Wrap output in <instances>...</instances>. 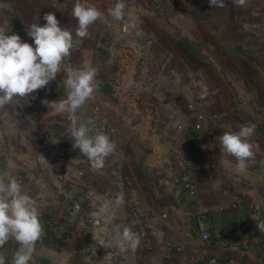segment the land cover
Wrapping results in <instances>:
<instances>
[{"label": "built area", "instance_id": "built-area-1", "mask_svg": "<svg viewBox=\"0 0 264 264\" xmlns=\"http://www.w3.org/2000/svg\"><path fill=\"white\" fill-rule=\"evenodd\" d=\"M140 11L144 12L145 8ZM108 26L116 30V41L126 37L131 41L136 63L130 77L122 75L124 65L120 63L116 69L119 77L110 83L104 80L102 67L95 68L98 88L86 102L92 109L88 111L86 126L90 129L89 135L97 132L109 135L116 144L115 151L105 159L102 169L94 170L88 158L78 157L77 149L56 143L58 136L54 127L35 126L32 137L42 149L32 151V156L37 158L30 167L31 172L15 169L11 170L12 176L21 184L22 191L38 204L40 215H45L50 239L65 243L78 239L89 264H182L184 245L176 240V233L199 241L203 250L215 245V253L201 261L195 260L194 264H222L221 255L225 251L230 252L226 264H245V251L264 248L262 238L256 236L253 220L245 219L237 232L232 228L220 232V239L214 242L210 227L213 208L199 200L195 178L207 125L232 129L233 121L224 112L210 113L193 100L188 103L193 120L188 122L182 118L174 123L177 132L174 140L157 130L154 118L141 115L143 109L137 98L138 89L147 90L150 84H158L147 64V52L152 49L153 41L142 31L133 39L128 37L133 34L131 29L123 35L127 22L115 20ZM105 42L112 50L114 44L107 39ZM83 47L84 39L73 38L71 54L63 60L62 72L51 83L63 89L66 78L63 69L71 65L73 53ZM196 81L193 77L192 86ZM254 107L264 116V107L256 103ZM147 120L151 122L146 124ZM133 160L142 178L132 172L134 168L130 170ZM232 181L231 190L243 184L239 177H233ZM146 184L150 187V199L144 188ZM245 194L238 192L230 204H220L218 210L245 208ZM118 197L123 199L120 205L115 203ZM105 202L110 206L100 216L99 209ZM256 210L251 208L252 214ZM109 218L110 222L106 223ZM125 228L139 237L140 243L134 252H121L114 242L115 235ZM100 239L105 240L106 247L98 243Z\"/></svg>", "mask_w": 264, "mask_h": 264}, {"label": "crops", "instance_id": "crops-1", "mask_svg": "<svg viewBox=\"0 0 264 264\" xmlns=\"http://www.w3.org/2000/svg\"><path fill=\"white\" fill-rule=\"evenodd\" d=\"M175 1L165 0V5H160L166 12V14L159 12L164 16V20L160 16L157 17V14L154 13L157 10L152 11L153 13L150 11L147 13L156 18V26L160 32L161 30H166L168 33L167 42L175 43L184 47V50H188L186 52L187 55H185L186 53L183 54V48L179 49L180 55L178 56L181 60H184L181 61L182 64L185 63L184 68L176 69L173 67L174 70H171L174 71L173 73L166 76V72L162 76L160 68L163 67V64L165 66L169 57L165 56L167 59L166 62L159 60V64H153L151 59L149 61L148 58L147 64L151 74L155 78L158 75L161 80H159L160 82L158 84H150L147 90L142 88L138 89L137 98L140 109H143L142 115L147 118L145 111L147 108H151L156 123L160 122L161 118L159 117L157 107L147 101V91L158 85H161L164 90L166 86H170L173 87L175 92L186 93L189 97L188 103L194 100L200 107L207 109L208 112H224L233 121L232 129L207 125L206 135L201 143L202 152L195 168V178L199 185V200L202 199L203 202L211 205L213 208V213L210 216V227L213 231L212 240L216 242L220 239V232L230 228L237 232V227L240 228L243 226L245 219H252L255 227L257 223L264 222V116L256 111L254 107L255 103L264 107V36L261 41L254 40L252 42L249 39L251 43L256 44V49L253 53L258 62L256 61L254 70L249 68L248 65H245V67L242 65L240 79L236 81L234 77L237 74L231 67L232 59L227 51H229L230 44H233V42L237 44L238 42L244 43L248 40L243 34H241L240 41L237 39V25L233 23L232 16L235 10L233 9V12L230 6L226 5L222 8L211 7L209 0H198L197 3L195 0L194 5L191 4L186 8L190 9V18L196 21L189 26L187 22L190 19L186 20L184 18L181 13L184 8L179 4L180 2L184 3L186 0H177L179 3ZM37 2L41 1L37 0ZM45 4L49 7L50 3L46 2ZM109 8L111 7L106 8V10ZM136 12L135 5L132 2L125 4L124 15L131 17V19L128 17L131 21L127 23V27L125 26L123 35L127 33V29H131L133 34H129L128 37L133 39L142 31L147 38L148 35L146 36L145 32V30L147 31V23L144 17L147 14L140 17L136 15ZM106 16L108 15L106 14ZM37 19L43 21V16ZM166 19L167 22H165ZM192 19L191 21H194ZM235 19L237 20V17ZM262 19L264 20V18ZM112 21H115V19ZM121 21L118 22L121 23ZM108 23L106 25V31H103L104 28L102 29L103 35L99 46L94 50V47H92L88 52L99 60V62L97 61L95 63L96 67H102L105 71V76L112 77V80H110L114 82L119 77L116 69L120 63L124 65L122 75L125 74L124 77H130V72L134 68L136 59L131 50V41L129 42L127 37L123 41H116V30L109 28ZM117 35H119L118 30ZM106 39L114 44L112 50L108 49V44L105 42ZM203 44L210 45L212 47V53L208 54L206 49L201 48L200 46ZM153 66H160L158 67L159 72ZM153 68L156 75L152 73ZM164 70L167 71L166 66ZM163 77L165 78L162 82ZM193 77L197 79L194 86H192L191 82ZM111 81L107 82L110 83ZM232 82L238 88V93L234 90ZM201 86L204 87L202 88ZM204 88L207 89L206 94L204 93ZM61 93L60 96H64L63 89ZM238 95H240L239 99H237ZM90 107V105L85 103L79 110L84 111L87 115L89 113L88 111L92 110ZM245 124L255 125V132L251 137L255 155L254 159L249 161L247 171L239 174L236 172L235 158L221 153L219 138L224 132L238 131L240 126ZM78 155L84 154L78 151ZM136 166L137 163L133 160L130 170L132 171L134 168L132 172H135L140 178V173L136 169ZM233 177L234 179L236 177L241 178L243 184L238 189L234 188V190H231ZM144 188L150 191V187L147 184ZM242 191L246 193L245 208L232 211L227 210L225 212L218 210L220 204H230L235 195ZM194 201H197V197ZM190 202L192 203L193 200H190ZM255 207L257 208L256 213L254 212L255 214H252L251 208ZM39 218L41 222L45 219L44 217ZM181 226L182 228L185 226V221L181 223ZM256 229V236L262 238V242L264 243V231H261L258 227ZM173 233H176V231ZM176 240L184 245V252L181 255L182 264H194L195 260L201 261L204 257L211 256L212 253H215V245L203 250L202 244L199 241L186 239L181 233H176ZM41 241L42 239L37 242L36 246H39ZM13 242L17 243L15 240ZM49 246L52 247V250H55L52 243H49ZM76 251L81 257L80 247ZM6 252L7 246L5 244L3 248H0V254L5 256ZM245 252V264H264V248L262 246L259 249H248ZM229 255V251L222 253V264H226ZM78 264L89 263L87 258L84 260L81 258Z\"/></svg>", "mask_w": 264, "mask_h": 264}, {"label": "rangeland", "instance_id": "rangeland-1", "mask_svg": "<svg viewBox=\"0 0 264 264\" xmlns=\"http://www.w3.org/2000/svg\"><path fill=\"white\" fill-rule=\"evenodd\" d=\"M40 1L41 2H37V0H0V4L8 5L7 8L0 9V26H8L10 30H12L8 33L9 35L13 33L19 34L23 41L32 43L35 47L33 39L27 35L26 26L32 23H39L41 25L45 24L46 21L44 19L43 21H39L37 18L44 16L45 13L53 12L60 21L61 26L66 27L71 31L74 39L78 38L75 35L78 23L77 20L71 16V11L76 0ZM164 1L165 0H122L124 4L132 2V4L135 5L137 11L136 15L142 17L144 14H147V16H144L147 23V31L145 30V32L146 36H149H147V39L153 41V47L147 52V57L149 58V61L151 59V62L155 64L158 63L159 60L166 62L167 59L165 56H168L169 60L165 64L167 71L164 70V64L162 67L163 69L160 68L162 76L165 75L166 72V76H168V74L174 72L171 71L174 70V68H184L185 63H181V61L184 60H181L178 56L180 55L179 49L183 48V54L188 50H184V47L175 43L167 42L168 33L166 30H161L160 32L156 26V18L147 13L148 11L152 12L157 10L154 13L157 14V17L160 16L162 17L161 19L164 20L165 18L161 14H166V12L164 8L160 6L165 5ZM46 2L50 3L49 7L46 6ZM117 2L118 0H87L88 4L95 6L102 12V17L89 27L90 35L87 38H83L84 47L73 53L71 65L68 68H96L95 63L97 61L99 62V60L94 55H90L88 51L91 50L92 47H94V50L101 43L103 35L102 29L104 28L103 31H106V22L114 19L113 17L110 18L106 8L114 7ZM175 2L178 1L176 0ZM197 2L198 0H196V3ZM223 3L226 6H230L232 10H235V13L232 16L233 23L237 25V39L240 41L242 37L241 34H243L248 40L247 42H238L237 44L233 42V44H230L229 51H227L232 59L231 67L237 74L234 79L239 81L242 65L244 67L245 65H248V67L253 70L256 66L257 59L253 53L255 52L256 44L251 43V41H261L264 36V20L262 19L264 18V0H246V5L242 7H236L233 4V0H223ZM179 4L184 8L181 12L184 18H186V20L190 19L191 21L190 9L186 8L191 4L194 5L195 0H186L184 3L180 2ZM143 8H145V11L141 12L140 10ZM106 14L108 16H106ZM128 17L127 15H124L121 22H130L131 17H129L130 19ZM236 17L237 20L235 19ZM190 21L187 22L189 26L196 22L195 20ZM165 22H167V19ZM200 47L206 49L208 54L212 53V47L210 45L203 44ZM185 55H187V53ZM153 67L158 71V67L160 66ZM154 68L152 69V73L156 75ZM164 78L165 77H163L162 82L164 81ZM110 79L112 80V77L106 75L104 80L111 81ZM156 80L158 82L161 80L158 75H156ZM232 84L234 90L238 93V88L233 82ZM165 88L166 89L164 90L161 85H158L148 90L147 101L155 105L158 109L161 120L160 122H157L159 125L156 124L157 130L174 140L176 137L175 135L177 134L174 129V123L182 118H187L188 122H192L193 116L188 110V94L175 92L173 87L170 86H166ZM61 91L62 88L50 82L44 88L34 92L32 96L16 97L11 104L6 105L4 108H0V174L4 171H8L7 161L9 159H12L15 162V169L25 170L23 171L24 173L28 171L31 172L30 167L34 162V159L37 158L32 156V151L33 149H42L40 143L35 142L34 137H32V130L34 131L36 128L35 126H41L45 129L54 127L58 136L56 143L62 146L67 145L73 147V141L69 137L70 121L68 119V114L48 113V107L42 103L45 98L48 100H59L61 97L60 95L62 94ZM239 98L240 95L237 96V99ZM145 112L147 118H154V113L151 108H147ZM77 116L79 122L86 125L89 118L88 114L86 115L84 111L78 110ZM151 120H147V124H149ZM170 141L171 140H169V142ZM148 152L149 149L147 153ZM140 177L142 178L141 174ZM149 192L150 191L147 190V198H149ZM37 205L38 204H36V207L39 212V217L45 218V215H40V210ZM41 223L44 229L42 241L39 243V246L35 247L30 264H78L81 258L82 260L86 259L82 252L80 257L76 251V249L80 247L78 239L73 238L69 243L59 242L55 238L50 239V235L48 236L49 231L45 226L44 220ZM13 241V239H10L6 243L7 252L5 256L2 255L5 258V264H12L13 256L19 247V245ZM49 243L53 244L55 250H52Z\"/></svg>", "mask_w": 264, "mask_h": 264}, {"label": "clouds", "instance_id": "clouds-1", "mask_svg": "<svg viewBox=\"0 0 264 264\" xmlns=\"http://www.w3.org/2000/svg\"><path fill=\"white\" fill-rule=\"evenodd\" d=\"M211 7H224L223 0H209ZM236 7L246 5V0H233ZM8 5L0 4V9ZM125 4L118 0L114 7L108 9V14L115 20L123 19ZM71 16L77 20L78 27L75 35L81 39L87 38L89 27L102 17V12L87 0H76ZM44 25L32 23L26 26L27 35L34 41H23L19 34H8L12 30L6 25L0 26V108L11 104L16 97L32 96L34 92L47 86L62 72L63 60L71 54L73 33L62 27L53 12L45 13ZM66 78L63 80L64 96L59 100L42 101L52 114H68L70 121L69 137L73 141V148L88 158L94 170L104 167L105 159L111 155L116 144L109 135L97 132L89 135L90 129L78 120L77 112L93 97L98 88L95 80L96 71L93 68H64ZM202 88L204 86H201ZM204 93L207 89L204 88ZM91 123V121L89 122ZM255 132V125H242L238 131H226L220 136V149L236 160V172L243 174L249 167V161L254 159V145L251 137ZM16 164L12 159L7 161L5 173L0 175V248L14 239L19 245L12 264H30L35 246L43 236V225L39 219V212L35 200L22 191L21 184L12 176ZM116 205L123 203L118 197ZM105 202L99 209L103 216L109 208ZM110 222V218L109 221ZM264 231V222L256 224ZM107 229H101L106 231ZM95 239V237H94ZM121 252L135 251L140 243L139 237L130 229H123L113 238ZM111 242V241H109ZM100 245L107 246L105 240H98ZM0 264H5L4 256L0 255Z\"/></svg>", "mask_w": 264, "mask_h": 264}]
</instances>
